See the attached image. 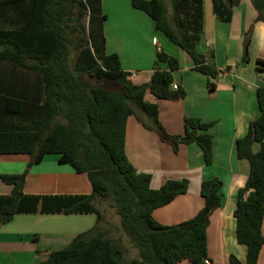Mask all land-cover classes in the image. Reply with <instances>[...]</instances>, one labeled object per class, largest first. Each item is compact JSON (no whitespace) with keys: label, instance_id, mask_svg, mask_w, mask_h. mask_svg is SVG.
Listing matches in <instances>:
<instances>
[{"label":"trees","instance_id":"16d2710c","mask_svg":"<svg viewBox=\"0 0 264 264\" xmlns=\"http://www.w3.org/2000/svg\"><path fill=\"white\" fill-rule=\"evenodd\" d=\"M172 12L163 0H131L133 8L146 13L156 29L186 52L194 69L209 79V89L219 72L198 51L204 29V0H171ZM241 0H213V10L223 22H231ZM264 22V0H251ZM101 0H0V155H29L31 165L47 155H59L78 174H86L90 195L26 196V174L3 176L13 187L0 197V223L17 214H92L96 226L79 234L65 249L53 251L41 264H206L209 261L207 228L221 207L222 182L202 184L205 204L192 219L162 225L156 209L188 192L189 183L167 181L151 188L152 176L140 173L126 154V126L140 113L163 141L196 143L205 162L212 163L210 124L198 118L186 120V133L171 137L159 121L156 103L146 101L148 92L158 100H177L185 91L172 89L177 59L157 55V68L149 83L135 85L122 69L117 54H108ZM244 58H247L245 53ZM264 71V62H258ZM257 99L261 114L251 123L248 135L237 141L240 159L250 163V175L239 191L234 218L237 241L247 248L246 261L230 256V264H258L264 247V89ZM260 150L254 153L252 145ZM98 200H108L121 227L139 257L126 258V250L104 229ZM39 205L41 208L39 209Z\"/></svg>","mask_w":264,"mask_h":264},{"label":"crops","instance_id":"0c3cea01","mask_svg":"<svg viewBox=\"0 0 264 264\" xmlns=\"http://www.w3.org/2000/svg\"><path fill=\"white\" fill-rule=\"evenodd\" d=\"M101 1L106 16V51L118 55L122 69L133 75L130 80L135 85L149 83L159 67L168 69L166 63H157L159 52L180 63L173 76L174 84L185 91L184 98L158 100L150 92L145 97L158 105L165 132L171 137L184 136L188 118L210 124L207 132L212 136L213 159L208 165L196 143H179L175 150L172 143L163 141L155 130L144 125L150 124L146 116L137 113L128 119L126 154L140 173L152 176L151 188L158 190L167 181L189 183L186 194L154 211V219L169 226L194 218L205 204L202 184L219 179L222 203L211 215L207 228L208 262L230 264L231 255L245 262L247 248L237 241L234 211L239 191L248 181L250 163L238 157L237 141L248 135L251 123L261 114L257 92L264 89V71L258 63L264 62V22L258 21V11L251 0H241L227 23L215 15L213 0H204V29L198 51L219 72L213 81L216 88L210 90L208 77L194 69L191 57L159 32L152 18L133 8L131 0ZM252 150L257 153L260 145L254 143ZM59 158L51 154L31 165L29 155H0V197L13 193V187L2 177L23 174L26 196L90 195L93 190L87 175L60 167L64 164ZM96 222L92 214H17L11 221L0 223V264H41L50 253L67 248L79 234L92 230ZM258 264H264V247Z\"/></svg>","mask_w":264,"mask_h":264},{"label":"rangeland","instance_id":"374dc122","mask_svg":"<svg viewBox=\"0 0 264 264\" xmlns=\"http://www.w3.org/2000/svg\"><path fill=\"white\" fill-rule=\"evenodd\" d=\"M163 1L167 6L168 16H169V14L172 12V5H171L172 1L171 0H163ZM60 167L72 168V166H70L69 164L60 165ZM97 206L100 208V210L102 211L105 217L103 224L104 229H108L111 238L118 240L119 244L126 250V258L127 259L138 258L139 250L132 245L128 237L124 234L121 227L120 218L117 216L115 210L112 208L111 202L108 200H98ZM105 221L109 223L111 227L106 226Z\"/></svg>","mask_w":264,"mask_h":264},{"label":"built area","instance_id":"2783aa9c","mask_svg":"<svg viewBox=\"0 0 264 264\" xmlns=\"http://www.w3.org/2000/svg\"><path fill=\"white\" fill-rule=\"evenodd\" d=\"M131 76H133V75H131ZM172 89H174V90H178L179 87H178L177 85L173 84V85H172ZM206 264H209V262L206 261Z\"/></svg>","mask_w":264,"mask_h":264}]
</instances>
